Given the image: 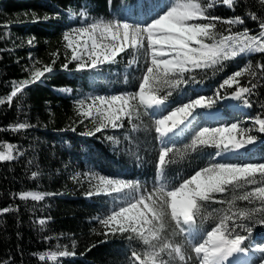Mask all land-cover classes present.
Here are the masks:
<instances>
[{
  "label": "trees",
  "instance_id": "trees-1",
  "mask_svg": "<svg viewBox=\"0 0 264 264\" xmlns=\"http://www.w3.org/2000/svg\"><path fill=\"white\" fill-rule=\"evenodd\" d=\"M165 6L162 0H0V100L5 101L0 104V150L11 144L15 157L12 161L0 162V210L11 209L0 213V264H133L132 250L142 256L151 250L143 241H129L127 234L105 235L98 218L110 214L116 196L101 194L90 198L85 193L97 183L91 179L92 174L138 180L149 189L153 187L160 147L154 119L167 110L153 112V120L147 117H142V122L125 120L122 129H106L103 133L85 136L81 133L94 129V125L90 118L83 117L84 110L77 103L95 95L138 91L137 78L144 67V57L137 54V63L129 66L133 56L122 53L123 59L118 57V63L93 71H65L61 65L71 54L63 40V33L70 28L97 18L129 19L140 14L152 18L162 13ZM81 12L86 15L82 16ZM211 12L225 19L242 17L245 24L231 26L232 31L247 27L251 34H256L259 20L250 17L257 15L264 19V0H239L234 10L221 5ZM217 27L223 31L229 26L217 24ZM30 39L32 44L28 43ZM132 51L128 49L129 53ZM249 62L259 72L256 66L264 63V53L225 61L224 70L215 74L211 69L186 73V77H195V80L172 91L166 101L168 110L203 95L215 100L211 108L219 109L222 114L214 119L206 115L208 108L197 109L188 128L171 137L169 145L173 146V152L166 158L171 163L165 169L170 185L178 186L183 179L215 161L264 162V133L255 130L248 133L257 136L253 145L221 158L215 156L218 150L211 146L199 152L185 147L200 127H221L223 121L230 122L239 116L253 120L257 116L264 118V80L250 97V107L231 99L235 85L219 89L223 79ZM46 65L54 67L51 74H46L47 79L31 84L9 104L7 96L13 82L30 79L33 66L43 70ZM69 67L74 69L75 62ZM255 79L245 75L240 78V84L250 86L248 82ZM66 89H71V93ZM81 120L84 122L80 123ZM21 122L32 127L18 132L11 130V126ZM132 124L139 127L133 129ZM73 127L75 132L70 130ZM108 135L115 136L119 144L107 140ZM33 172L37 177H32ZM260 186H264V181L257 174L256 184L244 188L230 185L225 192L214 193L211 200L201 202L200 224L193 233L195 239L211 230L225 212L231 215L238 209L260 208L259 200L250 204L235 199ZM28 192L45 198L41 201L20 198ZM42 219L46 221L44 225L39 223ZM229 224L234 226L231 221ZM237 224L244 226L236 228V232L246 236L242 246L248 247L252 264L260 261L264 257V251H260L264 249V217L253 212L248 218L238 219ZM170 239L182 242L183 237L170 235ZM57 251L73 254L47 259L51 252ZM41 254L45 255V261L39 259ZM158 259L168 264H194L180 261L178 257L170 259L166 253Z\"/></svg>",
  "mask_w": 264,
  "mask_h": 264
},
{
  "label": "snow or ice",
  "instance_id": "snow-or-ice-1",
  "mask_svg": "<svg viewBox=\"0 0 264 264\" xmlns=\"http://www.w3.org/2000/svg\"><path fill=\"white\" fill-rule=\"evenodd\" d=\"M238 2L239 0H174L162 10V14H158L145 25L97 18L63 33V40L67 42L66 48L71 50L70 58L61 65L65 71L98 70L101 66L118 63V57L123 59L122 53L133 56L129 66L137 63V54L142 55L145 61L141 75L137 78L138 91L87 98L91 102L81 114L92 120L94 129L81 133L82 135L94 136L106 129H122L125 127V120L130 123L134 120L141 121L142 117L153 120V112L167 110L166 115L154 119L155 132L159 134L156 139L160 141V147L153 187L149 189L138 180L92 174L91 179L97 183L92 190L85 193L90 198L101 194H120L118 202L117 198L113 197L115 203L110 214L98 219L106 230L105 235L127 234L129 241L138 239L151 249L143 256L132 250L133 264H168L167 261L158 259L162 253H166L170 259L178 257L180 261H193L194 264L195 261L199 264H234L238 256L249 250L248 247L242 246L246 236L236 232V228L244 227L237 224V220L248 218L253 212H258L264 217V186H260L235 197L250 204L259 200L260 208L238 209L231 215L225 212L218 217V223L200 239H195L193 235L200 224L201 202L211 200L214 193L225 192L230 185L233 188H244L246 185L256 184L257 174L260 180L264 181V163L241 165L211 162L190 178L183 179L178 186L170 185L165 173L166 167L171 163L166 158L173 152V146L169 145L171 137L183 133L188 128L195 119L197 109L211 108L216 103L211 97L201 95L168 110L166 101L172 91L195 80V77H186L185 74L196 70L206 72L209 69L215 74L224 70L225 61H231L241 55L264 53V19L257 15L250 17L252 20H259V31L256 34H251L247 27L233 32L231 26L244 25V18L225 19L211 12L221 5L234 10V4ZM81 15L86 13L81 12ZM217 24L229 27L221 31ZM225 31L229 34L225 35ZM28 43L32 44L33 40L30 39ZM128 49L133 51L129 53ZM73 62L74 69L69 67ZM54 64L53 60L52 65ZM52 65L32 72L28 80L13 82L12 91L7 96L9 104L18 93L31 84L42 81V78L47 79L46 74L54 71ZM256 68L259 72L254 70L249 62L223 79L219 89L232 88L235 85L231 99L250 107V97L255 95L260 81L264 80V63L258 64ZM245 75L256 78L248 82L250 86L240 84V78ZM165 89L169 91L165 93ZM66 91L71 93L72 90ZM216 95L220 96L219 91ZM4 102L0 100V104ZM77 103L81 108L85 107L84 100ZM253 123L258 125L256 132L264 133V118L257 116ZM30 127L32 125L21 122L11 126V130L18 132ZM138 127L139 125L132 124L133 129ZM70 130L76 131L74 127ZM252 131L253 129L242 128L237 123L221 127H200L194 131L191 143L185 147L199 152L211 146L218 150L215 156L222 157L224 153L253 145L257 136L248 134ZM106 139L119 144V140L113 135L106 136ZM5 148V151H0V162L14 160V146L8 144ZM37 175L36 172L32 173L33 178ZM29 197L32 201L45 198L36 192L20 196L25 200ZM10 210L4 208L0 213H8ZM230 221L234 226H230ZM39 223L44 225L46 221L42 219ZM170 235L182 236L183 240L174 241L170 239ZM185 244L187 248L184 247ZM72 254L70 251L51 252L47 259L55 260L57 256L67 257ZM39 259L45 261L46 257L41 254Z\"/></svg>",
  "mask_w": 264,
  "mask_h": 264
},
{
  "label": "rangeland",
  "instance_id": "rangeland-1",
  "mask_svg": "<svg viewBox=\"0 0 264 264\" xmlns=\"http://www.w3.org/2000/svg\"><path fill=\"white\" fill-rule=\"evenodd\" d=\"M164 3H165V9L171 4V3H173L174 2V0H162ZM160 14H162V13H160ZM155 17H157V14H155V15H153L152 16V18H155ZM152 18H148L147 16H145V15H143V14H140V15H138V16H132L131 15V17H129V19H127V18H119V17H114L113 19H117V20H122V21H124V22H128V23H130V24H134V25H145L147 22H150V20L152 19ZM85 23V22H84ZM80 26V25H79ZM32 63V62H31ZM36 70H39V68L38 67H36V66H33V71H36ZM101 96H105V95H101ZM91 97V96H90ZM84 101H85V107L84 108H82L83 110H86V106H87V104L88 103H90L91 101L89 100V99H83ZM209 112H211L212 114H213V117H219L222 113H221V111L219 110V109H215V108H208L207 109ZM162 111V109L160 110V112ZM205 113H207V112H205ZM167 114V112L164 114V115H166ZM253 119H250V118H245V117H242V116H239V118H237L236 120H232V121H230V122H226V121H223V123H222V126H227V125H229L230 123H237L240 127H242V128H250V129H253V131L255 130V128L256 127H258V125H255L254 123H253ZM6 149H3V150H0V151H5ZM233 151V150H232ZM231 152V151H230ZM12 154H13V156H14V153L12 152ZM222 157H224L223 155H222ZM218 158H221V157H218ZM218 162H227V163H236V164H244V163H258V162H244V161H242V160H240V159H234V160H221V161H218ZM195 174V173H194ZM193 174V175H194ZM114 178H116V177H114ZM112 196H116L117 198H118V201H119V199H120V194H115V193H113L112 194ZM259 247H262L263 248V246H259ZM246 260L247 261H245V263L244 262H242V260H240L238 257H237V259L234 261V264H241V263H243V264H252L253 262H251V257L249 256V254H248V256L246 257ZM254 264H264V257L260 260V261H258V262H256V263H254Z\"/></svg>",
  "mask_w": 264,
  "mask_h": 264
},
{
  "label": "crops",
  "instance_id": "crops-1",
  "mask_svg": "<svg viewBox=\"0 0 264 264\" xmlns=\"http://www.w3.org/2000/svg\"><path fill=\"white\" fill-rule=\"evenodd\" d=\"M248 256V253L238 256L240 260H244Z\"/></svg>",
  "mask_w": 264,
  "mask_h": 264
},
{
  "label": "bare ground",
  "instance_id": "bare-ground-1",
  "mask_svg": "<svg viewBox=\"0 0 264 264\" xmlns=\"http://www.w3.org/2000/svg\"><path fill=\"white\" fill-rule=\"evenodd\" d=\"M206 112H207L206 115H207L208 117H213V114H212L211 112H209L208 110H207Z\"/></svg>",
  "mask_w": 264,
  "mask_h": 264
}]
</instances>
